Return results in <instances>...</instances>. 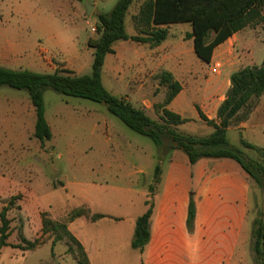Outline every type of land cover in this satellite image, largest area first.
<instances>
[{
	"label": "crops",
	"instance_id": "crops-1",
	"mask_svg": "<svg viewBox=\"0 0 264 264\" xmlns=\"http://www.w3.org/2000/svg\"><path fill=\"white\" fill-rule=\"evenodd\" d=\"M92 5L97 6L96 2ZM180 23L185 22L163 25L170 28L177 24L178 27L175 32L168 30L166 38L157 45L129 39L132 43L128 45L127 66L133 78L147 65L157 70H153L154 74L161 70L171 72L181 89L166 107L188 119L175 127L184 133L207 135L213 127L199 117L195 105L208 119L216 120L217 108L230 86V74L242 66L259 64L264 55L253 63L246 54L261 41L246 26L232 33L213 48L208 63L202 60L207 65L221 64L219 72L217 69L211 77H204L199 74L202 62L194 52L193 39L185 36L191 31V25ZM126 32L136 33L135 30ZM49 39L51 44L48 41L47 44H55L58 55L51 58L39 49L42 63L14 50L8 46L11 43L0 41V66L12 69L39 66L42 72L60 69L76 75L90 72L92 59L87 61L85 53L74 47L73 42L63 47L56 33ZM86 40L85 45L90 48ZM115 42L113 52L104 57L101 79L107 59L119 54ZM137 48L146 51L142 63L137 58ZM163 96L159 94L156 102H161ZM44 108L51 138L41 145L33 136L35 112L28 94L24 97L0 86L1 192L11 193L15 187L28 193L31 207L37 209L39 216L40 202L50 209L52 193L60 188L64 193L58 197L71 202L68 210L86 206L91 214H103L95 220L80 215L66 224L82 246L89 264L121 263V247L131 246L135 219L149 206L146 200L152 203L149 239L142 250L133 248L138 252L139 264H254L250 243L255 216L249 214L248 194L257 185L238 162L228 157H202L191 163L185 152L173 149L160 162L159 180L155 183L156 146L125 143L106 107L84 105L74 112L72 104L66 106L60 102L52 110L44 99ZM25 113L30 119L26 129ZM195 122L204 126L201 134L192 127ZM263 125L264 93L247 118L228 126L227 130H237L244 140L264 147ZM108 131L112 136L106 134ZM245 131L251 136H246ZM30 137L33 141L28 144ZM30 146L35 148L33 152L29 151ZM240 148L247 153L246 148L241 145ZM57 149L65 151L66 159L61 163L49 158L51 151ZM190 199L194 204V218L192 227L188 228ZM67 209L52 216L61 217ZM25 210L29 211L27 207ZM38 216L35 223L39 222ZM29 222L24 227L26 238Z\"/></svg>",
	"mask_w": 264,
	"mask_h": 264
},
{
	"label": "trees",
	"instance_id": "trees-1",
	"mask_svg": "<svg viewBox=\"0 0 264 264\" xmlns=\"http://www.w3.org/2000/svg\"><path fill=\"white\" fill-rule=\"evenodd\" d=\"M133 0H116L107 12H96L95 29L97 35L88 37L86 44L92 49V62L89 73L70 74L60 69L52 72H36L29 69H12L0 66V86L24 90L29 96L35 112L33 136L41 143L51 138V130L45 118L43 92L45 89L74 97L86 98L103 103L109 113L116 116L131 130L149 137L157 148V163L154 167L153 182L159 180L160 162L173 149L186 153L191 163L201 157H228L248 173L258 187L263 185L264 164L246 156L238 146L231 145L226 137L228 126L238 124L247 118L264 93V56L259 64L245 65L230 74V86L225 98L217 108L216 120L208 119L198 105H195L199 117L213 130L207 135H195L177 131L176 125L187 121L168 109L166 105L181 89V84L172 73L161 70L156 74L159 86L165 88L161 102L155 104L160 111V120L151 118L142 107L135 106L125 95L109 92L101 82V70L104 57L112 53V44L117 40L131 39L136 42L148 43L150 46L159 44L168 35V25L174 22H188L191 31L185 36L193 39L196 55L204 62L211 59L213 48L232 33L249 24L262 22L264 25V0H143L134 15L135 34L129 35L125 30L124 18ZM240 145L252 149L264 160V147H260L240 138ZM152 185L149 189H152ZM17 196L12 195L7 204L0 208V248L10 245L20 249L32 248L39 244L36 237L28 240L18 230L20 243L10 244V219L6 212L12 207ZM136 217L131 247L142 250L149 239L150 215L152 203ZM85 215L91 220L104 216L90 213L86 206H79L66 212L65 216L54 222L42 218L43 231L46 227H59L62 234L75 243L81 258L78 264H89L86 254L69 232L66 224L73 218ZM44 216V214H43ZM194 218V204L190 199L187 212V226L191 228ZM42 231V232H43ZM59 239V237H56ZM55 239H53L52 244ZM250 248L253 252V263L264 264V221L255 216L251 225Z\"/></svg>",
	"mask_w": 264,
	"mask_h": 264
},
{
	"label": "rangeland",
	"instance_id": "rangeland-1",
	"mask_svg": "<svg viewBox=\"0 0 264 264\" xmlns=\"http://www.w3.org/2000/svg\"><path fill=\"white\" fill-rule=\"evenodd\" d=\"M142 1L143 0H133L127 10L124 18V25L128 32L135 30L133 17L137 13ZM94 2L97 4L96 8L92 5ZM115 2V0H0V41L11 43L8 44V46L14 50L17 49L25 55L30 57L33 56L39 59V63H42L38 54L39 49L45 50L47 55L51 58H55L58 55L57 46L55 44H52L53 46L47 44V41L51 44L49 37L56 33L58 37H61L63 47L70 46L71 42H73L74 47L81 49L83 55L85 53V58L88 61L93 58V55L90 48L86 47L85 40L87 36L95 37L97 35L95 29L96 22H94L96 19L95 14L99 11H109ZM86 3L92 5L90 13L88 14L84 7ZM67 7L71 9V12ZM176 25L170 28L168 26L167 28L175 32L178 27ZM180 25H188V23H180ZM246 27L247 31L254 33L259 41H261L256 42L255 49H252L251 53L246 54L247 59L254 63L260 56L264 55V25L262 22H259L256 24H249ZM130 43L132 42L129 41V39L124 42L118 40L115 42L114 45L119 54H112L107 59L101 82L112 94L125 95L133 105L142 107L151 118L160 120V111L155 107V104L158 102H156L155 98L157 99L159 94L163 95L165 88L162 86L156 87L157 79L154 71L157 70H154L152 66L151 68L148 65L145 66L143 70L133 78V74L127 66L128 50L130 49L128 45H130ZM137 52V58L142 63L145 60L146 51L142 48H137ZM117 65H120V67L116 72ZM212 66H214V64L207 65L202 62L199 74L204 77H211V75L214 74L211 70ZM17 69L27 68L23 67ZM220 69L221 64L218 68V72ZM29 70L42 72L39 66L29 67ZM3 87L9 92L15 91L24 97L27 94L24 90H17L7 86ZM43 93L48 109L52 110H54L55 106L60 102L66 106L72 104L75 108L73 110L74 112L78 111L84 105H100L105 107L103 103L86 98L63 95L52 89H45ZM76 106L78 109H76ZM105 111L108 110L106 109ZM107 113L115 121L116 131L123 137L125 143L129 142L143 147H155L149 137L131 130L116 116L109 112ZM23 120L26 129L30 123L27 113H25ZM191 125L200 134L204 131V126L198 122ZM261 127L264 129V125ZM175 129L183 132L177 128ZM106 134L112 136L109 131L106 132ZM244 134L249 137L251 136L250 133L246 131ZM226 136L231 145L240 147L239 141L240 138H242L240 132L229 129L226 131ZM32 141L33 139L30 137V140L27 142L29 144ZM30 147L31 149L29 151L33 152L35 148L33 146ZM46 150L49 151L50 149L46 148ZM245 150L247 151V153H245L246 156L259 160L264 164V160L256 151L252 149ZM56 153H60L61 156L56 155ZM182 153H184V151H182ZM77 157L79 159L80 156ZM49 158L61 163L66 159L65 151L59 149L52 150ZM0 162H2L1 159ZM48 169H51V167H48ZM262 183L263 185L261 187L252 186L248 196L249 214L253 215V217L259 215L264 221V179ZM53 184H55L54 181ZM1 186L2 184H0V208L7 204V200L12 195L17 196L13 201L12 207L6 212L7 218L10 219V234L7 237L8 243H20L18 230L20 229L21 232L24 233L27 220L30 221L26 233L27 239L33 240L37 237L40 243L28 249H20L10 245L2 246L0 248V264H78V258H81V254L75 243L70 241L66 235L62 234L61 228L51 227V225L48 224L46 231H43V217L54 222L60 220L66 213H63L61 217H53L52 213L59 214L60 212H64L61 210L71 208V202H65L63 198L60 199L58 197L59 195L63 196V189L56 188L57 190H55V193H52V207L50 206V209L46 203L40 202L38 216L37 209L31 207L32 202L30 201L31 199L28 193H22L16 190L15 187L11 193L1 192ZM46 200L48 199L46 198ZM22 205L25 209L27 207L29 211L23 209ZM37 216L39 217V222L35 223ZM37 224L39 228L36 226ZM56 237H59V239ZM53 239H55V241L52 244ZM250 251L251 256H253L251 248ZM120 256L121 263L119 264H139L137 260L138 252L129 245L121 247Z\"/></svg>",
	"mask_w": 264,
	"mask_h": 264
},
{
	"label": "water",
	"instance_id": "water-1",
	"mask_svg": "<svg viewBox=\"0 0 264 264\" xmlns=\"http://www.w3.org/2000/svg\"><path fill=\"white\" fill-rule=\"evenodd\" d=\"M84 7H85V11H86V13L88 14V13H90V10H91V8H92V5H89V4H85L84 5Z\"/></svg>",
	"mask_w": 264,
	"mask_h": 264
},
{
	"label": "built area",
	"instance_id": "built-area-1",
	"mask_svg": "<svg viewBox=\"0 0 264 264\" xmlns=\"http://www.w3.org/2000/svg\"><path fill=\"white\" fill-rule=\"evenodd\" d=\"M218 67H219V64L216 63V64H214V66L211 68V70H212L213 72H216V70L218 69Z\"/></svg>",
	"mask_w": 264,
	"mask_h": 264
}]
</instances>
